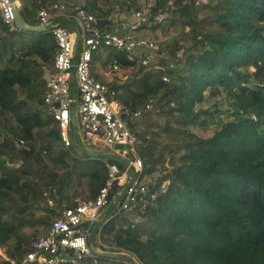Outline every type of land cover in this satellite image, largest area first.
<instances>
[{"label": "trees", "instance_id": "1", "mask_svg": "<svg viewBox=\"0 0 264 264\" xmlns=\"http://www.w3.org/2000/svg\"><path fill=\"white\" fill-rule=\"evenodd\" d=\"M20 3L30 25L39 24L43 6L72 18L79 5L105 26L140 6V0H76L64 9L54 8L55 0ZM156 8L167 15L150 27L165 30L155 60L131 62L109 46L91 60L101 81L99 67L109 70L113 61L128 70L125 79L103 81L108 97L140 116L151 113L149 127L130 131L146 141L137 149L139 179L152 172L147 164L166 159L148 181L154 203L129 212L106 207L96 251L68 264H264V0H157ZM53 50L50 29H10L0 17V264L22 261L32 240L65 207L93 198L107 176L104 159L82 149L84 157L76 155L72 147L81 145L73 139L65 146L57 121L43 110ZM206 92L224 95L233 109L216 128L214 114L199 107ZM18 138L28 149L16 146ZM163 182L168 187L160 192Z\"/></svg>", "mask_w": 264, "mask_h": 264}, {"label": "built area", "instance_id": "2", "mask_svg": "<svg viewBox=\"0 0 264 264\" xmlns=\"http://www.w3.org/2000/svg\"><path fill=\"white\" fill-rule=\"evenodd\" d=\"M13 2L20 10L18 0H0V17L10 29L16 28ZM156 4L157 0H140V6L131 10L128 18L116 19V30H122V34L105 29L106 20L97 19L79 5L73 6L79 24L77 31L53 24V15L46 6L37 11L39 23L50 29L54 40V72L46 79L43 110L57 121L60 139L65 146H70L76 139L88 149L120 157L125 160V165L104 158L107 176L96 195L65 207L51 222L47 232L32 240L31 249L22 261L12 260L13 264H68L90 254L96 225L105 215L103 210L111 206L109 196L117 197L114 205L127 212L138 205L144 208L154 203L156 191L152 190L153 186L139 179L143 163L137 154V146L141 141L126 122L131 113L140 116V112L130 111L108 97V85L93 74L91 60L100 46L121 51L131 62L140 61L147 65L155 60L158 47L148 29L167 15L157 9ZM53 7L64 9V4L54 3ZM77 33L78 45L75 46ZM120 69L113 61L109 72ZM145 106L148 108L150 103ZM72 108L77 121L75 131L71 125ZM15 144L28 149L27 141L22 138H18ZM167 187V182H163L159 191L165 192Z\"/></svg>", "mask_w": 264, "mask_h": 264}, {"label": "rangeland", "instance_id": "3", "mask_svg": "<svg viewBox=\"0 0 264 264\" xmlns=\"http://www.w3.org/2000/svg\"><path fill=\"white\" fill-rule=\"evenodd\" d=\"M19 1V4H20V8H21V3H20V0ZM56 2H58V4H74L76 3V0H55ZM115 1V0H114ZM108 6L109 4L105 5V4H102V8L103 10L107 11L108 9ZM118 12L117 11H109V14L108 16L110 17H116V14ZM205 13V8H201L199 10V15H203ZM116 19H123V18H117ZM125 20V18L123 19ZM144 27H141V29H143ZM105 29L107 30H111V31H116V33L118 34H122L123 31L122 30H116V26L114 24V22H111L109 23L107 26H105ZM149 32L152 34L153 38L155 39V43L157 44V40L159 38L160 35H164L165 33V30H162V33H159L158 34V30L156 29H148ZM182 53V49L179 48L176 50V55L177 57H179ZM99 70H102L103 71V81L106 82V81H109L112 77L114 76H117L121 79H125L127 76L131 75L129 73L128 70H119V71H116V72H109L108 69H105V68H102V67H99ZM207 93V97L206 99L199 104V107L202 108V109H206V110H209L211 111L214 115H213V123L210 124V127L211 128H216V126H218L217 124V121L218 119H222V121H226V120H230L232 118V108L231 106L229 105V101L228 99L224 96V95H217V96H211L209 94V92H206ZM151 115L150 112L146 111L144 113V115L142 116H135L133 113H131L127 118H126V122H127V125H128V128L131 130V131H135V130H138L140 127L141 128H145V127H149L150 124L147 120V118ZM141 119V120H140ZM80 121V120H79ZM150 128H153V127H150ZM149 128V130H150ZM149 130L147 129L145 131V135H146V132L149 133ZM207 134V133H206ZM1 138V136H0ZM78 138V136H77ZM79 139V138H78ZM152 140H156V138L154 137H151ZM141 141V140H140ZM78 143H79V140H78ZM146 141H141L138 146H137V149L140 151V145H143L145 144ZM151 144L148 145V147H153V150L151 151V155H157V149H155L154 147V142H150ZM80 144V143H79ZM82 148H79L78 146L74 145L72 147V150L74 151V153L76 155H81L82 157H84V155L82 154V151H81ZM104 152V151H102ZM85 153V152H84ZM86 154V153H85ZM138 154H141V153H138ZM87 155V154H86ZM139 156V155H138ZM142 157L145 159L146 157H150V155H145ZM101 159H104V157H100ZM165 158H159V159H156L153 163H150V164H147L145 166L146 169H152V172L150 174H145L143 173V175L140 176V181L142 182H146L148 184V181L150 180H155V176L157 175V170H158V167L161 165V164H164L165 163ZM122 168V167H121ZM151 182V181H150ZM117 199L114 198L111 200V206L114 205L115 203V200ZM97 233L96 231L93 233V236H92V244L93 246L96 245L97 243ZM0 253H2V251L0 250Z\"/></svg>", "mask_w": 264, "mask_h": 264}, {"label": "water", "instance_id": "4", "mask_svg": "<svg viewBox=\"0 0 264 264\" xmlns=\"http://www.w3.org/2000/svg\"><path fill=\"white\" fill-rule=\"evenodd\" d=\"M13 1V0H12ZM13 12H14V21H15V25L17 29H22V30H32V31H44L47 30L48 27L46 25H44L43 23H39L37 25H30L27 22H25V20L23 19L19 8L17 7V5L13 2ZM78 38H79V34H76L75 37V46L78 45ZM71 125L73 127V131H75V127L77 125V121H76V117H75V111L74 108L71 109ZM82 150L90 157H104L113 161H116L122 165H125V160L121 159L118 156H115L111 153H105L102 151H96V150H91L88 149L84 146H81ZM124 193V190L122 192V194ZM121 198V197H120ZM100 222V220L98 221V223ZM91 250L93 252H95V248L93 246H91ZM106 254H111L112 253H106Z\"/></svg>", "mask_w": 264, "mask_h": 264}, {"label": "crops", "instance_id": "5", "mask_svg": "<svg viewBox=\"0 0 264 264\" xmlns=\"http://www.w3.org/2000/svg\"><path fill=\"white\" fill-rule=\"evenodd\" d=\"M52 21L53 24L55 25H61L64 23H68L71 25V29L77 31L79 29V24L76 20L75 17L69 18L68 16H57V14H55V16H52Z\"/></svg>", "mask_w": 264, "mask_h": 264}]
</instances>
